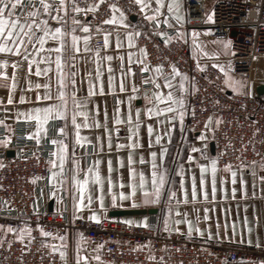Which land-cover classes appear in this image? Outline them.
Wrapping results in <instances>:
<instances>
[{"label": "crops", "instance_id": "obj_1", "mask_svg": "<svg viewBox=\"0 0 264 264\" xmlns=\"http://www.w3.org/2000/svg\"><path fill=\"white\" fill-rule=\"evenodd\" d=\"M213 0H205L204 3V18L208 22L209 8ZM52 4L53 12L55 13L59 0H49ZM180 5L178 15L183 17L181 23H177L173 19V15L167 10V0H163L161 6V13L150 22L157 24L156 20L160 21L159 25L166 27H174L181 25L185 20V10L183 0H177ZM143 3L148 5V12L139 13L144 17L150 14L152 9L155 8V0H143ZM87 9L88 6H80ZM120 12L113 13V10L107 16V20L111 19L113 15L117 20L120 19ZM90 12L73 13L69 9L64 15V19L59 22L64 31H73L77 36H89L87 47L90 51L85 52V44L81 40L80 58L76 62V67L71 71H76V93L77 97L83 102L86 98V104L80 111H86L88 116V123L91 125L89 128L81 127L79 134L85 137L86 140L80 143L75 141V131L71 124V112L63 121V129L67 136L66 145V160L64 171L62 175L54 177V183L50 184L47 176L41 178L37 184L36 206L43 207L48 210H66L70 216H83L89 219V216L95 212L99 219L108 218L109 212L113 209H130V208H156V212L140 215H129L119 217L124 221H133L132 224L140 225L137 222L145 220L146 223L159 221L160 227L165 232H174L183 236H190L201 240H213L224 242L235 246H257L264 248V181L259 177L264 176V168L261 163L250 164L245 168L239 166H231L236 172L233 177L231 172L227 171L224 166L216 165L217 171L215 173L216 195L215 200L212 198V174L205 173L206 192L207 198H202L199 195V185L201 179L199 164L207 165L208 162L215 158L214 147L211 140L212 128L215 125V120H208V126L200 132H183L182 123L179 119L173 120L170 123L167 120V114H162L159 119L162 121L157 124V117L154 115H145V108L150 106L145 99L146 94L151 96V90L145 86L150 83H142V80L148 78L150 70L155 68L156 65H147V70L141 72L140 69L145 66L143 63L144 55L142 56L139 47L135 44L136 33H139L137 28V15L124 14V19L120 23H104L102 26L94 25L89 21ZM168 18V23H164V18ZM73 20H78L79 24H73ZM50 26H57L56 21L48 20ZM128 25L125 27L124 25ZM87 26L88 32H83L82 29ZM209 31L208 25L204 24L199 27H192L188 31L191 40L192 55L199 67L208 64L216 65L224 68L227 59L230 56L229 44L225 47L226 40H212L207 38ZM104 33L109 34V48H104ZM127 33H133L132 43L129 44ZM196 33L197 35H193ZM100 35L102 37L101 43H94L92 37ZM119 38L121 47L118 49L116 40ZM39 45H37L38 47ZM45 48L54 47V42L51 40L45 41ZM99 49L97 53L96 50ZM129 53H132V62L129 64ZM29 58L32 56V46L29 45L28 49ZM111 56L110 61H105L104 56ZM97 56L99 59H97ZM43 57L44 59H41ZM49 58L47 52H40L36 54V63L29 66L27 60H23L20 56L12 54L0 53V60H6L7 65L3 69L7 79L0 78V126L6 131L5 138L0 141L1 146L10 144L15 129L23 123L30 124L26 129L28 137L37 140L39 137L38 146H45L51 144L53 151H57L56 168L54 171H59L58 150L59 143L52 144V140L61 141L55 134V122L60 118L50 117L42 125V130L36 132V120L27 119L29 109H34L37 106L44 107L47 103H55V100L41 102L39 105L36 102V95L39 92L41 95L44 93L42 85L50 81L55 70L54 58L55 53L52 54V63L46 64L44 61ZM12 61H16L17 67L15 70L12 68ZM138 61H141L138 63ZM99 66V67H98ZM129 66L132 68L131 75L128 74ZM39 67L43 70L49 67L50 71L47 75H36V69ZM111 68V72L109 71ZM69 69H65L68 71ZM100 72V80L96 81V72ZM13 72L15 76L13 77ZM180 73V72H179ZM87 74V75H86ZM155 75V73H152ZM182 74V73H181ZM186 77L184 74H182ZM109 76H112V90L109 91ZM173 82V87L176 89L175 95L179 97V84L181 77H169ZM158 82L161 84L160 91L166 93L168 89L163 88V80L157 77ZM185 91L183 93L184 108L185 110V94L189 89L187 78L184 79ZM121 83L124 85V91L120 90ZM12 85L11 98L12 103H8L9 87ZM35 85H41L36 88ZM136 86V91L133 92V87ZM93 89V95H88L89 88ZM228 88V87H227ZM243 88V87H242ZM102 89V91H101ZM228 90H231L228 88ZM242 90V89H240ZM232 91V90H231ZM55 96V91H53ZM21 96L24 100L21 101ZM69 108L75 110L72 103L71 95L68 97ZM117 101L120 103L117 104ZM154 102V99H153ZM119 109V119L121 123L113 125V119L116 115V109ZM139 112V128L136 127L137 112ZM23 113L24 118H19V114ZM35 116V112L32 113ZM105 116L107 119L105 120ZM131 116L132 124L129 125L128 120ZM84 117L78 116L77 122L83 123ZM96 121L99 122V127H96ZM105 125H107L108 133H105ZM148 125L153 128V135L150 137L148 134ZM132 127L134 133H138L139 144L137 147L129 149L127 147L129 127ZM115 128V131H113ZM210 129V130H209ZM31 133L32 136L28 134ZM170 133V134H166ZM203 133V136L201 134ZM156 135L161 136L160 142L156 141ZM97 137H100L99 143ZM109 137L111 147L109 148ZM136 141V136L133 137V142ZM119 143L121 148L117 149L116 145ZM75 144V147L73 145ZM161 147L165 148V156L163 161V168L166 172V183L162 191L161 198L157 204H143L137 196L135 202L131 200H121L119 192H127L128 184V157L131 152L133 157V168L135 169V180L139 183V173L143 172L148 186H151V173L153 171L152 163L153 158L150 156L151 152L157 153L155 157V164L157 165L156 171H159L160 159L159 152ZM195 149V150H193ZM75 151V156L78 161L77 176L83 179V170H86L91 165L93 171L98 169L99 174L103 177L102 187L98 190L94 181L91 179L86 186V191L83 200L80 198L79 189H75V199L73 198V186L71 184V171H72V152ZM192 155L193 160L189 161L188 156ZM143 157V161H141ZM99 160L100 164L97 166L94 161ZM111 161V179L113 182V192L116 195L115 201L108 194L107 178L108 162ZM180 168L184 173L186 203H181L178 208L175 201L169 202L168 200V185H171L173 191L176 192L177 199H185L180 192V175L177 173V168ZM255 171V176H253ZM244 180L245 194L241 198L240 193V180ZM221 179L224 183L221 185ZM64 181L62 184L61 181ZM195 181L197 198L192 200V183ZM235 181V182H233ZM255 181V187L253 182ZM123 185V187H121ZM233 188L236 189L235 195ZM55 189V195H51ZM66 189V191H65ZM255 192V195L253 193ZM97 195H103V209L100 207V202L96 200ZM91 197V204L88 203ZM80 201L84 207L79 211L75 208V202ZM205 209H207L208 219L205 221ZM179 211L180 215H177ZM184 213H187V219L192 222L193 231L188 233V226L183 223ZM167 214V223L165 217ZM245 217L247 218V229L245 228ZM181 220L180 224L176 220ZM235 226V229H234ZM201 230V234L197 235L196 228ZM176 229H179L177 231ZM5 228L0 226V238L3 235ZM80 234L72 233L65 235L63 241L57 238H49L50 246H56L59 253L63 251L65 256L63 264H76L77 260V242ZM79 253L87 257L88 264H108L101 259L100 248L97 244L90 242L87 239L80 241ZM100 256V260H93V256ZM80 264H84L81 260Z\"/></svg>", "mask_w": 264, "mask_h": 264}, {"label": "built area", "instance_id": "obj_2", "mask_svg": "<svg viewBox=\"0 0 264 264\" xmlns=\"http://www.w3.org/2000/svg\"><path fill=\"white\" fill-rule=\"evenodd\" d=\"M75 3L94 5L89 21L98 26L105 23L112 4L125 14L137 15L139 35L135 44L145 50L143 63L161 65L165 78L171 77L170 66L186 76L189 89L185 94L182 131L200 132L209 117L215 120L211 140L220 166L247 167L253 161L264 160V106L251 91L248 75L253 60L264 56V0H213L209 8L212 19L208 22L204 18L205 0H183L185 20L174 27L147 20L139 13L135 0H101L98 6L96 0ZM204 24L209 27L208 39L229 42L230 56L224 68L213 64L199 67L192 55L188 31ZM92 41L101 43L102 37L94 35ZM230 72L245 75V92L236 93L225 87L226 74ZM145 87L153 90L151 83ZM29 126L20 124L10 144L0 147V226L15 230L4 231L0 238V264H63L59 251L51 250L48 239L72 233L100 245L101 259L108 264H264L262 247L235 246L165 232L159 221L148 223V227L126 224L119 217L97 222L83 216L72 217L66 210L36 206V184L49 172L53 146H38L26 134ZM62 127L63 121L56 120L55 134L66 142L67 136L58 131ZM5 136L6 131L0 126V141ZM8 149L13 150V156L5 155ZM37 224L52 235L42 236ZM24 228L31 231L21 232ZM18 235L20 240L16 239ZM149 256L154 259L149 260Z\"/></svg>", "mask_w": 264, "mask_h": 264}, {"label": "snow or ice", "instance_id": "obj_3", "mask_svg": "<svg viewBox=\"0 0 264 264\" xmlns=\"http://www.w3.org/2000/svg\"><path fill=\"white\" fill-rule=\"evenodd\" d=\"M101 0H96V6L99 5ZM135 3L140 6V11L143 13L148 12V5L143 3V0H135ZM163 0H155V8L152 9L150 14H147L145 18L149 21L155 19L160 13H161V6H162ZM109 7L113 10V13L120 11L119 8H117L116 5L112 4L109 5ZM71 10L73 13H80V12H93L95 11V6L92 4H89L87 9L81 8L78 4L75 3V0H59V3L57 4L55 13L53 12L52 4L49 2V0H28V3H25V0H0V53L4 54H12L16 56H20L21 59L27 60L29 66H31L33 63H36L35 57L37 53L40 52H47L49 54V58L45 60L44 62L46 64H51L52 61V54L55 53L54 58V64H55V70L53 76H51L49 79L50 81H54V83L46 82L42 85L44 89L43 95H41L39 92H37L36 95V102L39 105L41 102L51 101L55 100V103H47L46 106L40 107L37 106L34 109H29V113L27 116V119H35L36 120V132L39 133L42 130V125L45 121H47L50 117L53 118H60L65 119L68 116V113L71 112V124L75 131V141L77 143L83 142L86 140L85 137H81L79 134V129L81 127L83 128H89L91 125L88 123V116L89 114L86 111H80V109L86 104V98H83V102H81V99L77 97L76 93V80L75 77L77 75L76 71H71V69L76 67V62L79 60L80 56V46L79 41H83L85 44L84 51H90V49L87 47V42L89 40V36H77L74 35L73 31H64L62 26L59 25V22L64 19V15L68 12V10ZM180 5L177 2V0H167V10L169 13L173 15V19L177 21V23H181L183 17L181 15H178ZM56 21L57 26L52 27L49 25L48 20ZM124 19L123 12H120V19L117 20L116 16L113 15L111 19L105 21L106 23H120ZM208 19H212V13L208 14ZM157 25H159L160 21L156 20ZM73 24H79L80 22L78 20H73ZM164 23H168V18H164ZM125 27H128V25H124ZM83 32H88V27L85 26L82 29ZM132 35L133 33H127L128 42L129 44L132 43ZM136 35H139V33H136ZM162 35V34H161ZM193 35H197L196 33H193ZM51 40L54 42V47L45 48V41ZM167 43V40L165 41ZM229 42H225V47H228ZM29 45L32 46V56L29 58L28 55V49ZM37 45H39L37 47ZM117 48L119 49L122 45L117 38L116 40ZM104 48H109V34L104 33ZM96 52H99V49L96 50ZM140 52L143 55H146L145 50L143 48L140 49ZM41 59H44L41 57ZM97 59L99 57L97 56ZM112 59L111 56H104L105 61H110ZM132 62V53H129V64ZM141 61H138V63ZM7 61L6 60H0V78L7 79L5 71L3 69L6 67ZM16 61H12V68L15 70L17 67ZM99 67V66H98ZM171 67V77L180 76V84H179V97L175 95L176 89L173 87V82L170 78H165L164 74L162 72L161 65H156L155 68L150 70V75L148 78H145L142 80V83H151L153 86V90L151 92V96H148L146 94L145 99L147 101V104L150 105L145 108L144 112L146 116L154 115L157 117V124L161 123L162 121L159 119V117L162 114H167V120L170 123L173 120L179 119L181 123L183 122V117L185 115V112L183 111L184 108V99H183V93L185 91V85H184V77L181 73H179L178 69L175 66ZM69 69L68 71H65V69ZM147 70V64H145L144 67L140 69L141 72H144ZM50 71L49 67H45L43 70H41L39 67L36 69V75L40 76L41 74L47 75ZM109 71L111 72V68H109ZM132 68L129 66L128 68V74L131 75ZM152 73H155L153 75ZM87 75V74H86ZM15 76V72H13V77ZM157 77L163 80V88L168 89L166 93H163L160 91L161 84L158 82ZM109 91L112 90V76H109ZM100 80V72L99 70L96 72V81L99 82ZM225 83L228 84L229 81L226 78ZM238 82L232 81L230 86L233 87V89H236V85ZM9 87V99L8 103H12L11 98V89L12 85H8ZM36 88H40L41 85H35ZM120 90L124 91V85L121 83ZM193 90H195L193 86ZM53 91H55V96H53ZM102 91V89H101ZM133 92L136 91V86L132 89ZM71 95L72 103L74 105L75 110L69 108L68 105V95ZM88 95H93V89L90 87L88 90ZM21 101L24 100V97L21 96ZM154 99V102H153ZM120 102L117 101V104ZM35 112V116L32 115V113ZM137 112V120H136V127L139 128V112L140 109L136 110ZM82 116L84 117L83 123L77 122V117ZM19 118H24V114L20 113ZM107 117L105 116V120ZM211 120V117H209V121ZM122 121L119 119V109H116V115L113 119V125L117 123H121ZM220 121L217 119V123ZM129 125L132 124L131 116H129L128 120ZM96 127H99V122L96 121L95 124ZM205 126H208V121H205ZM210 130V129H209ZM61 135H66L64 132V129L61 128L58 130ZM113 131H115V128H113ZM129 135H128V145L127 147L129 149H132L134 147H137L139 144L138 139V133H134L132 130V127L130 126L129 129ZM153 128L151 125H148V134L151 137L153 135ZM105 133L107 135L108 129L107 125H105ZM170 134V133H166ZM29 136H32L31 133L28 134ZM136 136V141L133 142V137ZM203 136V133L201 134ZM37 140V143H39V137H35ZM8 138H5V143L7 142ZM161 136L156 135V141L160 142ZM100 137H97V142L99 143ZM52 144L59 143V150H58V159H59V171H54L53 169L56 168V158H57V151H53L50 155L52 156V159L49 161V172L50 175L48 177L49 183H54V177L58 175H62L64 171V165L66 160V145L63 140L57 141L52 140ZM75 147V144L73 145ZM111 147L110 143V137H109V148ZM122 145L117 143L116 148H121ZM195 150V149H193ZM157 153L151 152L150 156L153 158L152 168L153 171L151 173V186L149 187L146 178L143 172L139 173V183L136 182L135 176L136 172L133 168V157L131 155V152L128 157V184H127V192L120 191L119 192V198L123 200H136L137 196H139L140 201L143 204H157L161 198L162 191L165 187L166 183V172L163 168V161L165 156V148L161 147L159 152V159H160V165H159V171H156L157 165L155 164V157ZM188 160L192 161L193 157L191 154L188 156ZM141 161H143V157H141ZM72 162V171H71V184L73 186V198L75 199V189H79L80 198L83 200L84 194L86 191V186L89 183L90 175L91 173V179L94 181L97 189L99 190L102 187L103 184V177L100 176L98 169L96 171H93L91 168V165L88 169L83 170V179H79L77 176L78 169V161L75 156V151L72 152L71 157ZM94 163L98 166L100 164L99 160L94 161ZM255 161L252 162L253 165H255ZM217 160L215 158L211 159L207 165L205 164H199L198 167L200 169L201 173V179H200V185H199V195L202 198H207V192H206V182H205V173L210 172L212 174V198L215 200L216 195V184H215V173L217 171ZM3 165L0 164V167ZM240 167L243 169L246 167V165L241 164ZM261 167L264 168V160L261 161ZM224 168L231 172L232 176H236V172L231 168L229 164H225ZM108 172L109 176L107 178V184H108V194L112 197L113 201L116 199V195L113 192V182L111 179V161L108 162ZM177 173L180 175V192L181 195L185 197V199H177L176 198V192L172 190L171 185H168V200L169 202L175 201L177 208L181 203H186V192H185V182H184V173L180 170V168H177ZM253 176H255V171H253ZM260 180L264 181V176L259 177ZM235 182V181H233ZM61 183L63 184L64 181L62 180ZM224 181L221 179V185H223ZM244 180L241 178L240 180V193L241 198H243L245 194V188H244ZM123 187V185H121ZM253 187H255V181L253 182ZM66 191V189H65ZM233 194L235 195L236 189L233 188ZM51 195H55V189L51 193ZM255 195V192L253 193ZM192 200L195 201L197 198V190H196V184L195 181L192 183V192H191ZM103 195H97L96 200L100 202V207L103 209ZM92 200L91 197H89L88 203L91 204ZM84 207L80 201L75 202V208L77 211H79L80 208ZM207 209H205V215L204 219L205 221L208 219L207 215ZM177 215H180L179 211L176 213ZM184 220L183 223H185L188 226V233H192L193 226L192 222L187 219V213H184ZM75 219V217H74ZM90 220L99 221V216L93 212L89 216ZM165 222L167 223V214L165 217ZM124 223L131 225L133 221H124ZM138 224L148 227V224L145 220H141L137 222ZM177 224L181 223V220H176ZM36 227L40 229V225L37 224ZM245 228L247 229V218L245 217ZM235 229V226H234ZM179 231V229H176ZM5 231H15L12 228H5ZM28 231L30 232L31 229H21V232ZM195 232L197 235L201 234V230L197 227L195 229ZM40 234L42 236H51L52 233L44 231L43 229H40ZM17 240L21 239V236H16ZM57 239L63 241L65 239L64 236H58ZM84 238L83 236H80L78 242H77V260L76 264H80V261L83 260L84 264H88L87 257L79 253L80 248V241H82ZM52 251H57L56 246H50ZM100 245H97V248H99ZM137 247H140V245H137ZM65 256V253L63 251L60 252V257L63 259ZM149 260L154 259V257L149 256L147 257ZM93 260L99 261L100 256H93Z\"/></svg>", "mask_w": 264, "mask_h": 264}, {"label": "rangeland", "instance_id": "obj_4", "mask_svg": "<svg viewBox=\"0 0 264 264\" xmlns=\"http://www.w3.org/2000/svg\"><path fill=\"white\" fill-rule=\"evenodd\" d=\"M250 76H249V84L251 91H253V87L261 82H264V56L256 57L251 65L250 68ZM226 78L228 79L229 83L224 84L225 87L230 88L232 91L236 93H243L246 90L247 78L244 74H236L235 72H230L226 74ZM225 78V80H226ZM232 81L238 82L236 85V89L234 90L233 87L230 86ZM243 87V88H242ZM242 89V90H240ZM261 103H264V95L261 99Z\"/></svg>", "mask_w": 264, "mask_h": 264}, {"label": "water", "instance_id": "obj_5", "mask_svg": "<svg viewBox=\"0 0 264 264\" xmlns=\"http://www.w3.org/2000/svg\"><path fill=\"white\" fill-rule=\"evenodd\" d=\"M255 94L258 102L264 106V103H261V99L264 95V82L255 85ZM213 145V142H212ZM214 147V145H213ZM14 152L12 149H8L5 151L6 156H13ZM156 212V208H130V209H113L109 212V216L111 217H122L129 215H140V214H152Z\"/></svg>", "mask_w": 264, "mask_h": 264}, {"label": "bare ground", "instance_id": "obj_6", "mask_svg": "<svg viewBox=\"0 0 264 264\" xmlns=\"http://www.w3.org/2000/svg\"><path fill=\"white\" fill-rule=\"evenodd\" d=\"M248 75H249V76L251 75V74H250V70H249ZM261 83H262V82H261ZM258 84H260V83H258ZM253 90L255 91V86L253 87Z\"/></svg>", "mask_w": 264, "mask_h": 264}]
</instances>
